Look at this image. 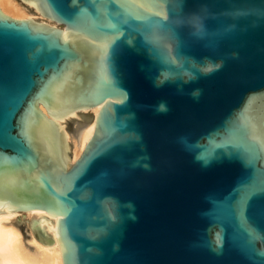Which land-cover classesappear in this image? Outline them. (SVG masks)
<instances>
[{
  "label": "water",
  "instance_id": "obj_1",
  "mask_svg": "<svg viewBox=\"0 0 264 264\" xmlns=\"http://www.w3.org/2000/svg\"><path fill=\"white\" fill-rule=\"evenodd\" d=\"M34 1L58 26L0 8V208L64 264H264V0ZM99 105L68 165L50 115Z\"/></svg>",
  "mask_w": 264,
  "mask_h": 264
},
{
  "label": "bare ground",
  "instance_id": "obj_2",
  "mask_svg": "<svg viewBox=\"0 0 264 264\" xmlns=\"http://www.w3.org/2000/svg\"><path fill=\"white\" fill-rule=\"evenodd\" d=\"M0 8L6 14L29 16L58 26L42 15L34 0H0ZM100 107L72 111L65 116L49 114L63 131L68 165L82 154L84 141L91 139ZM58 218L43 209L0 208V264H64Z\"/></svg>",
  "mask_w": 264,
  "mask_h": 264
},
{
  "label": "snow or ice",
  "instance_id": "obj_3",
  "mask_svg": "<svg viewBox=\"0 0 264 264\" xmlns=\"http://www.w3.org/2000/svg\"><path fill=\"white\" fill-rule=\"evenodd\" d=\"M257 191L264 192V187H261V188H259V189H254V190L250 191V192L248 193L246 199H250L251 196L255 195ZM244 219H245V221H246V220H247V217L245 216Z\"/></svg>",
  "mask_w": 264,
  "mask_h": 264
},
{
  "label": "rangeland",
  "instance_id": "obj_4",
  "mask_svg": "<svg viewBox=\"0 0 264 264\" xmlns=\"http://www.w3.org/2000/svg\"><path fill=\"white\" fill-rule=\"evenodd\" d=\"M22 225H24V223H21Z\"/></svg>",
  "mask_w": 264,
  "mask_h": 264
}]
</instances>
